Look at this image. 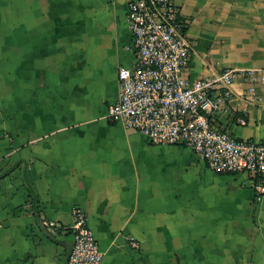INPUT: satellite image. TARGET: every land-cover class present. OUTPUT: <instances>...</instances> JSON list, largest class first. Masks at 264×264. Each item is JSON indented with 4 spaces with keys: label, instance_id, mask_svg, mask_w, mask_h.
<instances>
[{
    "label": "crops",
    "instance_id": "obj_1",
    "mask_svg": "<svg viewBox=\"0 0 264 264\" xmlns=\"http://www.w3.org/2000/svg\"><path fill=\"white\" fill-rule=\"evenodd\" d=\"M132 1L0 0V264H65L75 207L102 264H264V196L247 174L107 117L119 68L137 60ZM174 2L189 78L264 75V0ZM250 86L236 78L212 124L264 140V83L254 100Z\"/></svg>",
    "mask_w": 264,
    "mask_h": 264
},
{
    "label": "built area",
    "instance_id": "obj_2",
    "mask_svg": "<svg viewBox=\"0 0 264 264\" xmlns=\"http://www.w3.org/2000/svg\"><path fill=\"white\" fill-rule=\"evenodd\" d=\"M128 26L137 60L118 71V100L107 117L122 121L154 144L185 145L216 173H245L258 198L264 196V140L240 139L212 124L221 109L232 103V82L244 77L249 96L264 75L253 70H228L192 80L186 73L193 45L174 0H135L128 8ZM240 122L245 119L239 117ZM73 244L65 264H102L103 252L88 224L87 213L72 210ZM54 225L53 222L46 223ZM132 245L140 243L133 237Z\"/></svg>",
    "mask_w": 264,
    "mask_h": 264
}]
</instances>
